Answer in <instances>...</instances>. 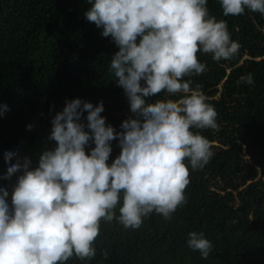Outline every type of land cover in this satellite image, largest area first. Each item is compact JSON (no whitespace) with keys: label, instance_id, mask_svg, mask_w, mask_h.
Instances as JSON below:
<instances>
[{"label":"clouds","instance_id":"clouds-1","mask_svg":"<svg viewBox=\"0 0 264 264\" xmlns=\"http://www.w3.org/2000/svg\"><path fill=\"white\" fill-rule=\"evenodd\" d=\"M87 2V21L119 49L109 71L124 90L132 115L117 132L101 115L102 101L93 106L78 98L66 100L51 120L48 139L56 147L42 152L37 167L27 157L21 161L18 152L4 153L8 167L3 179L22 174L11 206L8 190L0 188V264L94 258L101 221L117 219L121 201L118 223L125 229H139L154 212L171 219L187 202L190 169H202L214 155L213 143L192 129H217V111L201 87L194 88L185 77L205 71L201 52L216 61L238 53L241 46L227 22L210 15L208 0ZM220 5L225 17L243 15L246 9L264 15V0H220ZM253 82L252 73L237 81ZM161 93L166 98L147 102ZM8 110L0 105V117ZM85 112L87 125L80 123ZM113 140L121 151L109 165ZM90 141L95 147L86 153ZM187 244L203 259L213 247L203 232L195 231Z\"/></svg>","mask_w":264,"mask_h":264},{"label":"trees","instance_id":"trees-1","mask_svg":"<svg viewBox=\"0 0 264 264\" xmlns=\"http://www.w3.org/2000/svg\"><path fill=\"white\" fill-rule=\"evenodd\" d=\"M90 6L87 0H0V105L9 109L0 117V188L8 190L10 206L22 173L3 179L4 153L18 152L37 167L42 152L56 147L48 139L51 120L66 100L102 101L101 115L117 132L132 115L109 71L119 49L87 21ZM207 7L241 46L229 60L199 53L205 71L185 77L217 111V129H192L213 143V157L202 169H190L187 202L171 219L154 212L139 229H125L118 223L121 201L117 219L101 221L95 257L74 255L65 264H264V15L246 9L225 17L220 0H208ZM248 73L253 84H238ZM164 98L161 93L147 102ZM86 117L80 123L87 125ZM110 143L109 165L121 151L118 140ZM94 147L90 141L86 153ZM193 231L212 242L207 259L188 247Z\"/></svg>","mask_w":264,"mask_h":264}]
</instances>
